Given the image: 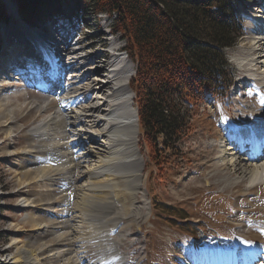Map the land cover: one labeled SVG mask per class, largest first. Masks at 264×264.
Here are the masks:
<instances>
[{
    "label": "bare ground",
    "instance_id": "1",
    "mask_svg": "<svg viewBox=\"0 0 264 264\" xmlns=\"http://www.w3.org/2000/svg\"><path fill=\"white\" fill-rule=\"evenodd\" d=\"M3 1L16 25L1 24L0 29L14 33L13 40L18 44L15 48L27 43V50L31 47L32 52L38 55L26 59L18 52L20 58L6 60L0 68V114L11 120L10 123H15L13 111L16 107L26 117H34L37 121L24 133L26 144L22 141L16 151L25 157L21 160L20 169L28 188L16 204L20 208H36L37 212L27 213L25 217L33 226L27 248L20 251L16 245L19 237L15 236L5 248L0 249V255L11 247L15 248V252L0 259V264H127V257L119 248L125 232L115 227L122 223L119 219L128 214L135 196H144V159L137 147L138 119L133 105V91L129 86L133 63L118 48L112 47L114 43L111 42L107 61H93L85 67L83 63L90 54L94 57L97 50L90 51L80 41L74 42L73 30L55 26L54 30L43 32L31 27L19 16L14 0ZM246 14L250 18L251 29L237 46V61L242 68L249 69L252 80L264 85V0H260L256 8L249 7ZM2 36L5 38L4 34ZM58 48L63 59L70 55L71 63L78 66L70 73L81 81L76 85L77 91L69 90L75 86L69 76L64 79L60 93H51L40 100L34 98L35 94L26 93L29 99L21 93L27 83L34 85L27 82L28 77L33 72L44 83L45 74L41 67L28 65L37 57L46 60L52 69L60 67L62 63H57L59 59L52 57ZM98 51L103 54L100 48ZM101 68L104 69L102 74L99 73ZM20 73L24 76L16 78V74ZM9 80H18L22 86L16 87L13 92L8 91L11 87H7ZM85 87L91 91V101L73 107L71 102L78 99V94H84ZM13 93L24 96L20 100L22 104L18 100L14 104ZM57 96L61 97V103L55 106L56 101L52 100ZM8 101H13L14 105L8 107ZM23 102L27 106L23 107ZM253 111L257 113V119ZM245 117L256 123L253 126L243 122L235 124V134H226L218 149L214 150L217 155L215 157L214 154L211 165L214 172L210 177H217L226 188L238 187L243 182L250 187L264 184V154L253 158L249 153L243 154L244 148L239 147L241 137L253 128L262 125L264 130L263 105L255 110L251 108ZM11 128H7L9 131L5 129L7 134H10ZM252 154L255 153L252 151ZM102 175L106 177L105 181L100 180ZM116 206L118 211L121 207L125 214L120 215L115 210ZM113 227L117 230L116 233L114 229L115 235H111L113 231L109 230ZM251 257L254 261L259 258L264 260V253H252ZM179 258L181 264H202L201 260L194 259L191 248ZM230 260L231 264H247L242 248L231 250Z\"/></svg>",
    "mask_w": 264,
    "mask_h": 264
},
{
    "label": "rangeland",
    "instance_id": "2",
    "mask_svg": "<svg viewBox=\"0 0 264 264\" xmlns=\"http://www.w3.org/2000/svg\"><path fill=\"white\" fill-rule=\"evenodd\" d=\"M0 2L7 15V20L0 19V26L1 24L16 25L4 1L0 0ZM232 2L233 13L237 15L235 20H239L241 26V35L233 48H224L220 51L222 60L219 61L225 62L226 66H223L226 69L225 74L231 77V84L227 91L217 87L214 94L200 104L196 111L192 110L199 116L198 120L193 123L194 129L178 142L177 150L173 151L171 160H167L168 163L163 158L154 160L149 156L150 145L144 141L137 123L139 132L137 147L144 159L142 169L144 196H135L136 199L134 198L128 214H125L121 207H119L120 211H118V206L115 208L120 215L125 214L122 216L123 219H119V222L123 224L115 228L117 230L122 228L121 230L125 232L119 248L127 257V264H181L179 255L188 248L192 249L197 259L204 257L203 264H226L227 254H217L220 256L218 262L214 259L217 258L216 256H210L204 250L214 247L216 243L220 244L221 251L225 253L230 248L237 251L242 248L246 259L252 253L258 255L264 253V184L257 183L255 184L257 186L250 187L243 182L238 187L226 188L218 182L217 177L215 179L210 177L214 172L211 167L214 154L215 157L217 155L214 150L218 149L221 139L226 134H235L233 131L237 129L234 127L235 124L244 123L253 126L256 122L251 121L245 115L250 113L251 108L255 110L262 105L264 107V87L258 88L253 84L245 86L242 80L246 78L245 74L250 76V72L249 69L242 68L237 61L239 51L237 46L251 29L250 18L246 13L249 7L256 8L260 0H232ZM36 8L33 14L34 19L32 18L28 25L39 28L43 32H50L55 26L66 27L74 31L72 24L81 18L78 30L75 29L80 33V37L73 32L74 42L77 39L83 47L86 46L90 51L97 50L94 57L92 54L88 56L89 59L83 63V66L86 67L93 61H107L110 55V52L108 53L110 43L113 42L112 47L120 51L124 50V55L134 67L135 64L126 47L124 36L114 33V29L110 27V18L114 13L101 11L96 5V0H54L50 4H43ZM55 8L58 12L54 11ZM36 12L37 16H34ZM50 13L56 17H50ZM63 18L72 27L65 22V26L59 23V20ZM13 36L12 31L0 29V68L4 62L16 57L30 59L34 56L32 52L34 50L31 47L27 50V43L21 44L22 47L18 49L15 48L18 44L14 42ZM69 36L71 38V34ZM23 48L26 50H22ZM98 48L103 54L98 53ZM18 52H21L20 57L17 55ZM43 61L46 60L43 59ZM102 72H104L103 68L99 70V73L102 74ZM20 86L22 85L18 84V80H9L7 87L10 88L7 90L13 92L16 87ZM81 86L84 87V85ZM85 88L84 99L78 101V104L73 103V107L91 101V91ZM23 92L21 93L25 95V91ZM31 93L35 94V99L44 98L38 89L27 94ZM132 93L133 105L136 108L134 92ZM12 96L14 104L15 100L22 104L20 100L24 98L23 95H17V97L13 93ZM28 97L30 99V96ZM12 102L8 101L7 106L14 105ZM59 103L56 102L55 106ZM25 105L23 102V107ZM20 111L16 107L13 111L15 123H10L11 120L0 114V249L5 248L16 236L19 237L16 245L22 251L27 248V239H31L33 231L32 224L25 217L27 213L37 212V209L20 208L16 204L20 195L28 189L26 183L23 182L25 175L20 169L21 160L25 157L17 154L16 151L18 146L23 144L22 141L26 144L24 133L37 121L34 117H26ZM256 114L253 111V116L257 119ZM9 127L12 128L10 134H7ZM90 159L93 160V158ZM99 178L106 180L104 175ZM134 216L136 217L133 218ZM115 228H109L110 232L113 231L111 235L117 233ZM11 252H15L14 247L2 253L0 259ZM209 257L211 261H206ZM250 258L251 264L255 262L264 264L261 258H255L258 259L255 261L252 257Z\"/></svg>",
    "mask_w": 264,
    "mask_h": 264
},
{
    "label": "trees",
    "instance_id": "3",
    "mask_svg": "<svg viewBox=\"0 0 264 264\" xmlns=\"http://www.w3.org/2000/svg\"><path fill=\"white\" fill-rule=\"evenodd\" d=\"M14 1L28 24L36 7L54 0ZM96 5L114 13L110 26L124 36L135 64L129 86L140 133L150 145L149 156L169 161L178 142L194 129L199 116L192 110L217 87L227 91L231 84L226 64L219 60L220 51L233 48L241 35L233 2L96 0ZM6 16L0 2V19L7 20Z\"/></svg>",
    "mask_w": 264,
    "mask_h": 264
},
{
    "label": "water",
    "instance_id": "4",
    "mask_svg": "<svg viewBox=\"0 0 264 264\" xmlns=\"http://www.w3.org/2000/svg\"><path fill=\"white\" fill-rule=\"evenodd\" d=\"M133 72H135V70H133ZM135 109H136V118L138 119L137 108Z\"/></svg>",
    "mask_w": 264,
    "mask_h": 264
}]
</instances>
